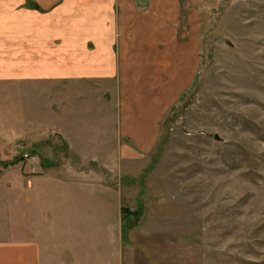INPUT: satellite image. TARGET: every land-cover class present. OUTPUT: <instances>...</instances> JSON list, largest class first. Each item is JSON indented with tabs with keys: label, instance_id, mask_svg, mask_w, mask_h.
<instances>
[{
	"label": "rangeland",
	"instance_id": "obj_1",
	"mask_svg": "<svg viewBox=\"0 0 264 264\" xmlns=\"http://www.w3.org/2000/svg\"><path fill=\"white\" fill-rule=\"evenodd\" d=\"M134 1L129 25L116 5L123 85L64 90L74 114L106 98L118 129L128 113L153 131L118 135L122 158L111 174L98 169L118 194L119 237L134 264H264V0ZM12 83L0 80V177L91 168L58 137L35 143L52 130L55 90ZM23 153L38 156L35 171Z\"/></svg>",
	"mask_w": 264,
	"mask_h": 264
},
{
	"label": "crops",
	"instance_id": "obj_2",
	"mask_svg": "<svg viewBox=\"0 0 264 264\" xmlns=\"http://www.w3.org/2000/svg\"><path fill=\"white\" fill-rule=\"evenodd\" d=\"M116 5L126 13L122 24L129 25L126 11L130 13L132 0H0V80L15 87L55 90L56 99H49L54 106L49 111L52 130L44 138L36 135L35 143L58 137L68 155H75L81 165L91 164L86 170L68 161L30 175L3 170L7 174L0 177V264L137 260L130 238L128 242L119 237L115 185L98 169L111 174L122 158L118 135L140 137L141 131H153L132 126L141 119L128 113L120 115L118 129L116 110L104 97L98 111L74 114V100L64 94L72 85L109 91L126 80L127 45L117 33Z\"/></svg>",
	"mask_w": 264,
	"mask_h": 264
},
{
	"label": "built area",
	"instance_id": "obj_3",
	"mask_svg": "<svg viewBox=\"0 0 264 264\" xmlns=\"http://www.w3.org/2000/svg\"><path fill=\"white\" fill-rule=\"evenodd\" d=\"M21 159L26 161L27 164L29 165V170L31 172L35 171V165L38 163V156L36 154L33 153H23L21 155Z\"/></svg>",
	"mask_w": 264,
	"mask_h": 264
},
{
	"label": "trees",
	"instance_id": "obj_4",
	"mask_svg": "<svg viewBox=\"0 0 264 264\" xmlns=\"http://www.w3.org/2000/svg\"><path fill=\"white\" fill-rule=\"evenodd\" d=\"M0 165H2V166H4V167H7L8 164H5L4 162H1ZM125 213H126V211H125ZM129 216H131L132 218H134V215H130V214H129Z\"/></svg>",
	"mask_w": 264,
	"mask_h": 264
},
{
	"label": "water",
	"instance_id": "obj_5",
	"mask_svg": "<svg viewBox=\"0 0 264 264\" xmlns=\"http://www.w3.org/2000/svg\"><path fill=\"white\" fill-rule=\"evenodd\" d=\"M215 138H217V137L215 136Z\"/></svg>",
	"mask_w": 264,
	"mask_h": 264
}]
</instances>
